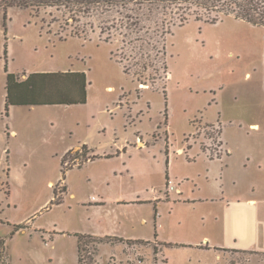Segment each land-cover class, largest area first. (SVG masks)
I'll list each match as a JSON object with an SVG mask.
<instances>
[{
  "label": "rangeland",
  "instance_id": "1",
  "mask_svg": "<svg viewBox=\"0 0 264 264\" xmlns=\"http://www.w3.org/2000/svg\"><path fill=\"white\" fill-rule=\"evenodd\" d=\"M67 17L56 8L0 10V261L7 251L12 264H77L73 234L96 229L150 240L158 232L173 244L104 245L99 254L91 242L100 264H264L241 249L197 247L237 239L264 250V29L233 16L176 19L159 70L135 75L124 28ZM6 65L84 70L87 102L11 106L6 115ZM153 197L162 198L157 230V202L143 200ZM50 232L58 234L48 244ZM96 253L86 264L98 263Z\"/></svg>",
  "mask_w": 264,
  "mask_h": 264
},
{
  "label": "trees",
  "instance_id": "2",
  "mask_svg": "<svg viewBox=\"0 0 264 264\" xmlns=\"http://www.w3.org/2000/svg\"><path fill=\"white\" fill-rule=\"evenodd\" d=\"M12 7L29 8L31 11L56 8L68 15L67 20L72 19L74 22L96 17L103 31L124 28L122 48L130 51L133 68H136L135 75H138L142 68L147 69L154 65L156 71L159 70L157 65L165 56V37L172 33L171 27L177 22L176 19L182 26L189 21L191 16H194L196 20H204L212 24L224 17L233 16L264 29V0H0V10L4 11L5 15ZM115 60L123 64L122 60L117 58ZM138 65L141 68H138ZM163 65L167 67L165 62ZM123 67L128 73L132 70L126 64H123ZM5 70L7 72L6 115H8L10 104L87 102V76L84 71H35L19 80L18 74L9 72L7 65ZM166 150L168 151V148ZM71 151L72 149L67 153ZM221 154L218 153L215 156L220 158ZM66 155L63 156L62 163H65ZM214 157L210 158L214 159ZM168 180L169 177L166 175V184ZM23 227L24 224H15L12 235ZM76 235L80 264H86L87 260H92L94 252L98 250L97 244L150 243L148 240H132L113 235L97 236L85 233H76ZM156 235L157 232L155 237ZM91 242L97 244L93 247L89 246ZM164 245L172 246L173 244L164 243ZM0 246V255L3 258V240ZM248 252L264 257V252L256 250ZM1 262L5 260L2 259Z\"/></svg>",
  "mask_w": 264,
  "mask_h": 264
},
{
  "label": "crops",
  "instance_id": "3",
  "mask_svg": "<svg viewBox=\"0 0 264 264\" xmlns=\"http://www.w3.org/2000/svg\"><path fill=\"white\" fill-rule=\"evenodd\" d=\"M68 70H70V71H84V70H81V69H75V68H72V69H68ZM26 71V70H25ZM23 71V72H14L15 74H18V76H17V78L19 79V80H22V79H24V78H26L31 72H35V71ZM41 71H55V70H41ZM61 71H67V69H64V70H61ZM21 74V75H20ZM87 86H88V84H87ZM87 86H86V89H87ZM42 97H45V96H42ZM52 105H62V104H36V105H14V104H10L9 105V109L11 108V106L12 107H14V106H29V107H37V106H52ZM9 129V128H8ZM11 134H16L17 133V131L16 130H14V129H12L11 130V132H10ZM9 132H8V135L10 134ZM79 146V145H78ZM78 146H76L75 148H77ZM72 149H74V148H72ZM86 152H87V154H92V152H93V150H89V148H88V150H86ZM67 153V152H66ZM93 196H95V198L93 197ZM92 196V198H93V200H94V203L95 204H93V206H102L103 205V203H104V199L102 198V197H100V196H97V195H93ZM190 198V201H186V202H190V203H197L198 201H201L202 199H198V198H192V197H189ZM162 198H157V199H155V197H153V198H150V199H143L144 201H148V202H152V201H155V202H157V204H155L154 205V210H155V212L157 211V213H155V218H154V222H155V229L157 230V226H156V224H157V218H158V203H159V201L161 200ZM213 200V199H212ZM251 204H256L257 203V201H256V199H254L253 197H251L249 200H248ZM119 202V201H118ZM121 202V201H120ZM119 204V203H118ZM121 204V203H120ZM30 220H31V218H28L25 222H23V223H15V224H24V227L23 228H21L22 230H25V228H27V226H28V224H30ZM147 221V219L146 218H142V222L143 223H145ZM15 224H13V230H14V225ZM9 225H12V224H9ZM21 229H19V230H21ZM19 230H17L14 234H16ZM13 232V231H12ZM12 232H11V236H13L12 235ZM85 234H92V235H97V236H106V235H113V236H120V237H123V238H125V239H132V240H148V241H150V243H152V242H157V243H160L161 245H164V243H168V242H166V241H163L162 239H160V238H158V236H159V234H158V232H157V235H156V237H154V240H150V239H147V238H131V237H129L130 235H127L126 233H122V231H99V230H96V229H86L85 231ZM46 233V232H45ZM78 233V232H77ZM82 233V232H81ZM58 233H56V232H50V234H49V239H46L47 241V243L49 244L50 242H54V239H55V237H56V235H57ZM59 234H65L64 232H62V233H59ZM76 238H77V264H79V256H78V254H79V252H78V237H77V235H76V233L75 234H73ZM207 238V237H206ZM5 241L4 239H1L0 240V242L1 241ZM163 241V242H161V241ZM149 243V244H150ZM172 244V243H171ZM4 247H5V250H6V242H4ZM104 245H111L112 247H116V246H118V245H122V247H123V249H124V247H126V246H128L129 247V244L128 243H125V242H118V243H116V244H112V243H101V245L99 246V254H100V251H101V248L104 246ZM202 244H200V245H198L197 247H200V248H202V249H222V248H225V249H222V250H232V249H241V250H256V251H259V252H264V250H257V249H251V248H249V247H246V246H241V245H239L238 243H237V239H235V246H233V247H222V246H216V245H210V242L209 241H207L206 242V246L204 247V246H201ZM188 247V246H187ZM189 247H192V245H190ZM123 252H124V250H123ZM115 253V251H113L112 253H111V255L112 254H114ZM99 254H97L96 256H97V264H100V262H99ZM116 254V253H115ZM110 255V256H111ZM6 256H7V260H5V264H12V261H11V256L8 254V252L6 251ZM110 258V257H109ZM108 261H109V259H108ZM1 262V261H0ZM109 264H111L110 262H109Z\"/></svg>",
  "mask_w": 264,
  "mask_h": 264
},
{
  "label": "built area",
  "instance_id": "4",
  "mask_svg": "<svg viewBox=\"0 0 264 264\" xmlns=\"http://www.w3.org/2000/svg\"><path fill=\"white\" fill-rule=\"evenodd\" d=\"M173 188H174V186H173ZM173 188H172V189H173Z\"/></svg>",
  "mask_w": 264,
  "mask_h": 264
}]
</instances>
